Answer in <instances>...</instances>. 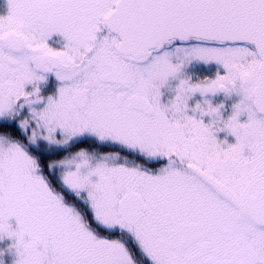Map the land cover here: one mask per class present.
<instances>
[{
  "label": "snow or ice",
  "instance_id": "1",
  "mask_svg": "<svg viewBox=\"0 0 264 264\" xmlns=\"http://www.w3.org/2000/svg\"><path fill=\"white\" fill-rule=\"evenodd\" d=\"M0 264H264V0H0Z\"/></svg>",
  "mask_w": 264,
  "mask_h": 264
}]
</instances>
